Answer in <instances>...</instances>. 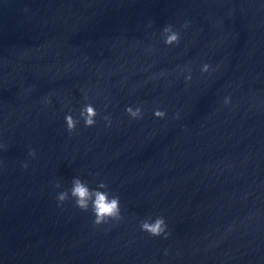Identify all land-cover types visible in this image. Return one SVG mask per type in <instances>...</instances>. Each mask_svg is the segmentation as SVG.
<instances>
[{
  "label": "clouds",
  "instance_id": "obj_1",
  "mask_svg": "<svg viewBox=\"0 0 264 264\" xmlns=\"http://www.w3.org/2000/svg\"><path fill=\"white\" fill-rule=\"evenodd\" d=\"M187 26L186 24L184 25ZM164 36V43L166 45L178 44L180 41V34L177 31L173 30V26L171 24L165 26L162 30ZM210 65L205 63L201 71L208 72ZM187 80L191 79L189 75L186 77ZM228 100H225L227 103ZM126 113L132 119H140L142 118V109L140 107L133 108L132 106H128L125 109ZM80 117L83 119L86 127H92L96 121L95 117L97 116V111L92 104H85L79 113ZM155 117L163 119L166 116V112L161 111L160 109H156L153 112ZM105 120L111 123L110 117H104ZM65 123L67 126V131L69 133L75 131L77 124L79 123L73 115L67 114L65 116ZM29 156L35 157V150H29ZM24 168H27V163L22 165ZM72 186L67 191H61L57 194V206L61 207L64 202L69 199L71 196L75 201V206L79 208L81 211L87 212L91 209V212L94 216L93 224L99 226L101 224L108 223L110 220L120 221L123 219L121 214L120 207V197L118 195L110 194L108 189V185L104 182H101L97 185L96 188H90L87 182L81 180L79 177H74L71 182ZM56 187L59 188L60 184L57 183ZM140 229L142 232L147 233L151 237H163L167 239L170 235L168 231V225L163 216H157L155 219L152 217H148L140 221Z\"/></svg>",
  "mask_w": 264,
  "mask_h": 264
}]
</instances>
